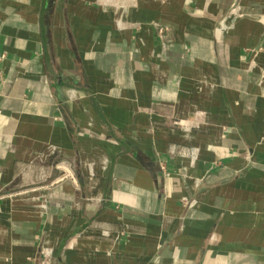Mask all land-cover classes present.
<instances>
[{"label":"crops","instance_id":"obj_1","mask_svg":"<svg viewBox=\"0 0 264 264\" xmlns=\"http://www.w3.org/2000/svg\"><path fill=\"white\" fill-rule=\"evenodd\" d=\"M0 0V264H264V0Z\"/></svg>","mask_w":264,"mask_h":264},{"label":"built area","instance_id":"obj_2","mask_svg":"<svg viewBox=\"0 0 264 264\" xmlns=\"http://www.w3.org/2000/svg\"><path fill=\"white\" fill-rule=\"evenodd\" d=\"M243 16L244 14L241 11L240 0H234L233 4L223 17L222 22H220L219 30L221 32H227L233 29L235 23Z\"/></svg>","mask_w":264,"mask_h":264}]
</instances>
